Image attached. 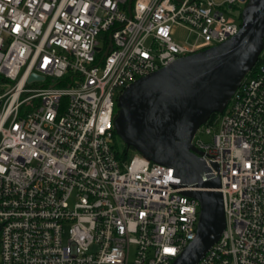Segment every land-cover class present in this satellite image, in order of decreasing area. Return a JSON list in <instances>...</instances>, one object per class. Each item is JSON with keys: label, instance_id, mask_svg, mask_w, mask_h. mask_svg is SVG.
<instances>
[{"label": "built area", "instance_id": "2783aa9c", "mask_svg": "<svg viewBox=\"0 0 264 264\" xmlns=\"http://www.w3.org/2000/svg\"><path fill=\"white\" fill-rule=\"evenodd\" d=\"M245 2L0 0V264L172 263L199 203L172 168L120 158L116 98L236 34ZM252 68L191 141L225 216L195 264H264V38Z\"/></svg>", "mask_w": 264, "mask_h": 264}, {"label": "water", "instance_id": "95a60500", "mask_svg": "<svg viewBox=\"0 0 264 264\" xmlns=\"http://www.w3.org/2000/svg\"><path fill=\"white\" fill-rule=\"evenodd\" d=\"M239 19L227 40L135 79L116 98L113 129L125 149L172 168L188 188L184 194L199 203L195 236L171 264H195L225 227L219 177L207 174L191 141L211 114L224 110L262 49L264 0H246Z\"/></svg>", "mask_w": 264, "mask_h": 264}, {"label": "rangeland", "instance_id": "374dc122", "mask_svg": "<svg viewBox=\"0 0 264 264\" xmlns=\"http://www.w3.org/2000/svg\"><path fill=\"white\" fill-rule=\"evenodd\" d=\"M242 7H243V5H241V8H242ZM241 8H240V10H241ZM240 10L238 9V10L235 11L234 9H231L230 12H229V14H230V15L239 14ZM232 11H234V12H232ZM180 35H181L182 37H183V35L187 36V33L182 34V33L179 32L178 34H176V35L174 36V38H175L176 40H178L179 37H180ZM188 39H189V40H192V39H193V36H192V35H188ZM9 87H10L9 84H5V85H3V90L5 91V90H7ZM115 110H116V108H115ZM215 131H217V126H215V127L212 129L211 134L214 133ZM201 138H202L204 141H206V142H209V141L211 140V136H210V135H206V134H202V135H201ZM115 142L117 143L118 147H123V143H122V141H121L118 137L115 138ZM133 155H134V150H133V149H128L127 156H126V161H129L130 158H131Z\"/></svg>", "mask_w": 264, "mask_h": 264}, {"label": "trees", "instance_id": "16d2710c", "mask_svg": "<svg viewBox=\"0 0 264 264\" xmlns=\"http://www.w3.org/2000/svg\"><path fill=\"white\" fill-rule=\"evenodd\" d=\"M255 67H256V65H255ZM255 67L254 68H252V71L255 69ZM251 71V72H252ZM250 72V73H251ZM216 116V113H213V114H211V116L209 117V120L208 121H210L213 117H215ZM127 152H128V150H126L125 149V147L123 148V150H122V153H121V155H120V158H126V156H127Z\"/></svg>", "mask_w": 264, "mask_h": 264}]
</instances>
